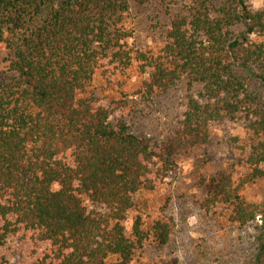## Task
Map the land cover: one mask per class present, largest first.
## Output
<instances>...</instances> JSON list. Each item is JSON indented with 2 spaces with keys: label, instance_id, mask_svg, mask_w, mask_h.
<instances>
[{
  "label": "trees",
  "instance_id": "16d2710c",
  "mask_svg": "<svg viewBox=\"0 0 264 264\" xmlns=\"http://www.w3.org/2000/svg\"><path fill=\"white\" fill-rule=\"evenodd\" d=\"M133 1L175 10L156 55L125 49L129 0H0L8 64L0 79V246L28 236L45 245L38 264H130L150 235L165 245L169 231L158 222L147 231L138 217L125 231L136 195L166 175L152 173L153 159L168 171L180 150L206 144L211 123L238 116L264 139V4L254 11L245 0ZM106 59L123 69L139 62L147 95L180 83L200 88L202 101L189 100L160 154L83 96ZM254 156L253 177L262 178L264 140ZM86 201L99 210L87 212ZM205 201L253 225L248 264H264V201L247 202L227 176L211 181Z\"/></svg>",
  "mask_w": 264,
  "mask_h": 264
},
{
  "label": "rangeland",
  "instance_id": "374dc122",
  "mask_svg": "<svg viewBox=\"0 0 264 264\" xmlns=\"http://www.w3.org/2000/svg\"><path fill=\"white\" fill-rule=\"evenodd\" d=\"M245 1L254 11L264 4V0ZM170 11H175L171 5L164 8L153 2L138 6L129 0L123 25L130 34L125 49L132 57L135 51L159 53ZM132 62L123 69L109 59L103 60L83 96L93 97L109 112L113 124L122 120L131 134L149 140L160 154L162 145L180 129L189 100L202 101L201 90L180 83L167 92L154 90L147 95L148 76L140 72L139 62ZM7 67V52L0 46V79L8 74ZM263 140L238 116L232 122L211 123L206 144L180 150L172 157L168 171L154 158L152 173L166 175L153 176V190L136 195L125 231L130 235L139 217L143 230H151L158 222L166 226L169 237L160 245L150 235L130 264H248L254 250L253 225L242 227L231 222L227 206H207L205 200L211 181L227 176L247 202L264 201V177H253L251 162L256 145ZM259 169L264 171V163ZM84 205L87 212L99 210L87 201ZM44 248L28 236H9L0 246V264H38Z\"/></svg>",
  "mask_w": 264,
  "mask_h": 264
}]
</instances>
